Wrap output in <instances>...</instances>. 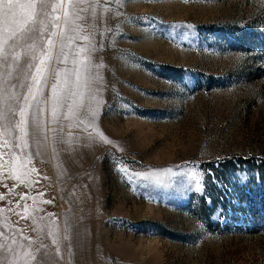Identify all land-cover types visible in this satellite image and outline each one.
I'll return each mask as SVG.
<instances>
[{
    "label": "rangeland",
    "instance_id": "rangeland-1",
    "mask_svg": "<svg viewBox=\"0 0 264 264\" xmlns=\"http://www.w3.org/2000/svg\"><path fill=\"white\" fill-rule=\"evenodd\" d=\"M81 7L61 67L88 114L0 147V232L45 264H264V0Z\"/></svg>",
    "mask_w": 264,
    "mask_h": 264
},
{
    "label": "snow or ice",
    "instance_id": "snow-or-ice-1",
    "mask_svg": "<svg viewBox=\"0 0 264 264\" xmlns=\"http://www.w3.org/2000/svg\"><path fill=\"white\" fill-rule=\"evenodd\" d=\"M84 2L0 0V135L5 137L0 147L8 148L13 157L17 155V149L23 153L22 145L26 146L28 140L44 146L47 133L53 131L51 123L60 116L68 118L64 112H58V108L73 112L80 107L81 116L88 114L87 107L76 100L77 96L81 99L83 96L78 89L81 87V71L86 70L87 65H78L74 60L72 68L61 67L66 65L68 57L65 42L73 38L71 33L79 27L75 22L85 19L81 15L88 10L81 7ZM45 40L46 43H42ZM46 90L50 95L45 94ZM59 131H63L62 126ZM5 155L8 153L0 155V159ZM7 164L5 160L0 167ZM166 171L171 172V169ZM23 174L27 175L26 172ZM132 175L149 180L153 173ZM12 178L16 179L15 176ZM2 199L4 197L0 196ZM21 199L26 197L22 195ZM27 211L25 205L26 214L20 216L21 219H29ZM20 231L17 228L0 232L4 241L0 243V253L4 256L0 264H19L20 261L23 264H45L46 246L41 242L34 252L25 250L37 242L26 236L18 237Z\"/></svg>",
    "mask_w": 264,
    "mask_h": 264
}]
</instances>
